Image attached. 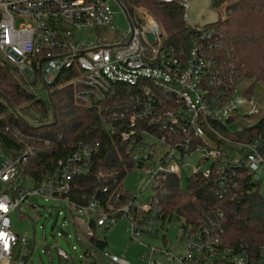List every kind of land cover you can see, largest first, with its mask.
Listing matches in <instances>:
<instances>
[{"label": "built area", "instance_id": "1", "mask_svg": "<svg viewBox=\"0 0 264 264\" xmlns=\"http://www.w3.org/2000/svg\"><path fill=\"white\" fill-rule=\"evenodd\" d=\"M158 1L176 4L186 24L190 0ZM112 4L119 6L129 23L125 33L113 30ZM137 11L130 16L123 0H0V56L29 81L36 77L38 85H50L62 70H75L68 83L74 87L75 100L85 106L106 100L115 84L134 88L125 102L115 107L116 113L110 104L103 107L106 114L102 122L118 123L113 127L107 123L106 128L131 145L132 166L147 178L141 191L149 186L151 192L147 200L140 198V191L124 199L117 196L100 203L90 198L79 204L69 197L70 181L73 176L90 173L98 144L79 143L57 160L42 180L33 181L24 170L39 147L32 137L11 129L18 145H1L6 155L0 161V264L10 260L17 246L24 253L28 243L26 237L10 230L8 212L35 198L65 205L56 214L63 215L62 224H72L73 232L61 230L56 235L73 237L82 246L77 256L82 264H264V259L252 263L243 253L231 254L219 236L203 225L180 227L182 234L176 245L160 234L158 245L143 244V251L136 255L138 263L105 250L101 234L120 218L125 220V231L132 240L159 235L169 219L161 215L154 188L160 177L179 176L183 159L192 151L203 153L198 164L211 159L209 167H193L192 172L206 177L213 171V192L218 196L234 186L236 167L246 168L252 181L264 184L260 177L264 160L257 140H229L211 124L228 120L240 129V122L260 112L255 98L240 82L222 78L200 44L192 42L184 53L165 47L156 21ZM189 27L201 33V38L209 36L202 27ZM89 29L100 33L90 41L76 38L77 32ZM29 205L40 207L33 202ZM70 247L76 250L75 245ZM56 253L77 264L63 250L57 248ZM24 263L22 257L17 261Z\"/></svg>", "mask_w": 264, "mask_h": 264}, {"label": "trees", "instance_id": "2", "mask_svg": "<svg viewBox=\"0 0 264 264\" xmlns=\"http://www.w3.org/2000/svg\"><path fill=\"white\" fill-rule=\"evenodd\" d=\"M210 5H224V16L201 26L209 33L201 38V33L182 23L176 4L123 0L130 16L135 6L147 10L164 34L165 47L184 53L192 42L200 44L222 78H230L233 83L246 82L245 91L253 96L256 85L264 86V0H210ZM75 74V70H62L50 85L42 86L36 77L26 81L0 56V145H18L11 129L32 137L39 149L28 158L24 173L31 180L40 181L57 160L74 151L79 143H97L92 170L87 175L72 177L69 197L79 204L90 198L100 203L117 196L124 199L129 193L122 189V181L133 167L131 145L109 133L106 125H118L115 120L102 122V117L106 104L116 113L115 107L125 102L134 88L115 84L114 92L106 100L85 106L75 100L74 87L68 83ZM39 89L46 91L47 102L37 96ZM27 110L34 112L24 114L31 120L18 113ZM256 116L254 123L239 125L240 129H233L228 120L211 124L229 140H257L264 160V114ZM232 181L234 186L222 196L213 192V171L206 177L192 172L185 178V186L178 175L167 174L160 177L154 189L163 218H176L181 228L203 225L219 236L224 249L231 254L243 253L249 262L255 263L264 259V197L246 168H234Z\"/></svg>", "mask_w": 264, "mask_h": 264}, {"label": "rangeland", "instance_id": "3", "mask_svg": "<svg viewBox=\"0 0 264 264\" xmlns=\"http://www.w3.org/2000/svg\"><path fill=\"white\" fill-rule=\"evenodd\" d=\"M137 10L143 11L146 15H149L147 10L142 6H135L133 13ZM218 10H220L219 13ZM223 10L224 5L220 8H212L210 0H190L189 7L186 10L188 17L186 24L189 26H204L208 23L216 21L218 18H222L224 16ZM112 11L114 13L112 23L115 34L125 33L129 26L125 15L122 13L119 6L115 4H112ZM183 24L186 25L185 23ZM99 33L100 31L97 29H89L77 32L76 38L84 41H90L93 40L94 36ZM162 36L164 37V34ZM21 77L26 81H29L24 76L21 75ZM245 83L246 82L241 81L239 84L241 87H245ZM32 88L33 87L31 86L30 89ZM36 94L45 102L48 101L46 91L44 89L37 90ZM253 97L259 106V114H264V86L262 84H258L254 87ZM28 112H30L31 115H34V112L31 110L19 111L18 113L22 115L24 119L31 120V118L24 116L25 113L30 115ZM257 118L258 116L250 117L248 121L240 122L237 127L246 123H254ZM232 128L236 129V126ZM3 155H6V151L0 145V161L3 158ZM202 156V152L192 151L183 159L185 165L179 169V178L182 186H185V178L191 174L193 167H196L197 170L209 167L211 159L198 164L197 161L199 158H202ZM260 177L264 179V168L260 169ZM146 179L145 175L133 165L122 181V189L129 193L127 195H136L143 188ZM24 184H27V182ZM258 192L262 197H264V184L258 185ZM150 194V188L147 186L140 192V198L147 200L150 197ZM30 202L36 203L40 207H32L29 205ZM63 208H65L63 203L43 201L42 199L35 198L27 199L25 202H22L19 205L18 210L8 212L7 217L9 220L10 230L19 237H26L28 243L26 244L24 253H22L21 248L17 246L13 249L10 260L3 262L2 264H17L20 257H22L25 261L24 264H70L69 259H62L58 257L56 253L57 248L63 250L72 259H74V263L82 264L81 260L77 258V256L82 253V246L76 242L73 237L65 239L62 236L56 235V232L61 230L70 233L73 232L72 224H62L63 215L57 216L56 214L57 209L63 210ZM48 210H50V212H48ZM125 226V220L120 218L105 234H101V236L104 237V241L106 243L105 250L109 254L123 257L133 263L139 262L136 255L143 251V244L150 243L158 245L160 242L159 236L160 234H163L169 244L176 245L182 234L179 227V221L174 217L164 223L163 228L159 230V235L156 237H135V240H132L125 231ZM71 245L76 246L75 251L71 250Z\"/></svg>", "mask_w": 264, "mask_h": 264}, {"label": "water", "instance_id": "4", "mask_svg": "<svg viewBox=\"0 0 264 264\" xmlns=\"http://www.w3.org/2000/svg\"><path fill=\"white\" fill-rule=\"evenodd\" d=\"M148 39L151 41L152 40V37L150 35H148Z\"/></svg>", "mask_w": 264, "mask_h": 264}]
</instances>
